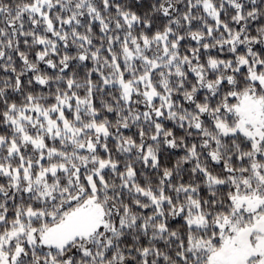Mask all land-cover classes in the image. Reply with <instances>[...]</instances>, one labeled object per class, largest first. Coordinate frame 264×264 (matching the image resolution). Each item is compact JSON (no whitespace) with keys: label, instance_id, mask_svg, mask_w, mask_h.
<instances>
[{"label":"snow or ice","instance_id":"obj_1","mask_svg":"<svg viewBox=\"0 0 264 264\" xmlns=\"http://www.w3.org/2000/svg\"><path fill=\"white\" fill-rule=\"evenodd\" d=\"M0 264H264V0H0Z\"/></svg>","mask_w":264,"mask_h":264}]
</instances>
